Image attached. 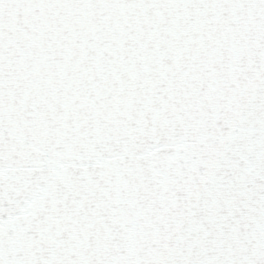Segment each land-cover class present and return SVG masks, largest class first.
Returning <instances> with one entry per match:
<instances>
[{"label": "snow or ice", "instance_id": "6c2138e0", "mask_svg": "<svg viewBox=\"0 0 264 264\" xmlns=\"http://www.w3.org/2000/svg\"><path fill=\"white\" fill-rule=\"evenodd\" d=\"M0 264H264V0H0Z\"/></svg>", "mask_w": 264, "mask_h": 264}]
</instances>
